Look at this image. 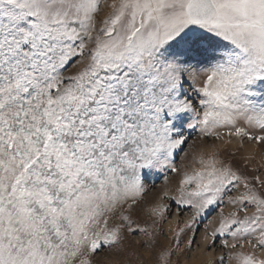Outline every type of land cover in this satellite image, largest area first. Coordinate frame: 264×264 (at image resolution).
I'll return each instance as SVG.
<instances>
[{
    "label": "snow or ice",
    "instance_id": "6c2138e0",
    "mask_svg": "<svg viewBox=\"0 0 264 264\" xmlns=\"http://www.w3.org/2000/svg\"><path fill=\"white\" fill-rule=\"evenodd\" d=\"M222 130L264 145V0H0V264H96L104 250L129 264L125 233L172 264L125 214L168 173L181 179L163 197L193 211L188 228L217 212L205 241L264 264L235 251H264L260 170L217 153L175 162Z\"/></svg>",
    "mask_w": 264,
    "mask_h": 264
},
{
    "label": "rangeland",
    "instance_id": "374dc122",
    "mask_svg": "<svg viewBox=\"0 0 264 264\" xmlns=\"http://www.w3.org/2000/svg\"><path fill=\"white\" fill-rule=\"evenodd\" d=\"M222 140H201L194 134L189 141L185 151L188 153L187 158L181 159L177 157L176 164L181 172L184 170L191 171L192 168L198 167L194 163V157L198 158L203 154L209 156L212 153H217L220 159L230 162L240 172L249 177L257 174L256 169H259V174L264 176V145L256 144L249 141H241L239 138H231L226 134V130H222ZM183 156V153H181ZM167 182L164 177L160 176L154 181L153 185H147L148 192L142 197L141 202L132 210H128L125 214L131 218L142 228H147L151 237L155 240L157 250L173 249L175 254L172 257V264H221V256H225L223 264H234V261L227 259L229 250L221 247L218 239L215 245L210 246V238L205 241L204 237L217 226V212H212L210 215L200 219L193 228H188V223L192 220L193 211L187 207L181 208L173 200L163 197V192L167 190L170 196L176 195L175 189L179 185L181 179L180 173H168ZM157 205H166L162 215L154 216L151 209ZM225 214L231 211V207L224 205ZM207 226V227H206ZM183 229V232L181 230ZM195 231V243L189 248L188 240ZM180 233L179 249H176L175 238ZM148 236L142 233L135 235L125 233V239L122 242L126 254L124 259L129 261V264H142L144 261H152V258L147 254L146 250L140 246L138 241L148 240ZM229 243L233 241L229 237ZM253 243L255 241L253 240ZM239 244L244 247H237L235 251H243L247 253L254 252L258 258H264V251L259 248L253 249L251 244L245 240H240ZM96 264H114V257L107 250L102 251L94 258Z\"/></svg>",
    "mask_w": 264,
    "mask_h": 264
}]
</instances>
